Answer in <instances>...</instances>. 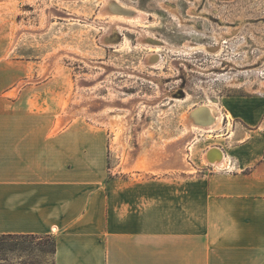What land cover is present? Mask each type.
Instances as JSON below:
<instances>
[{
  "label": "rangeland",
  "instance_id": "rangeland-1",
  "mask_svg": "<svg viewBox=\"0 0 264 264\" xmlns=\"http://www.w3.org/2000/svg\"><path fill=\"white\" fill-rule=\"evenodd\" d=\"M120 1L140 15H103L104 0H0V91L31 90L38 105L49 96L56 122L102 128L109 167L141 151L169 169L213 166L205 152L223 144L224 126L186 139L185 116L211 99L264 95V0ZM0 246V264H54L52 236Z\"/></svg>",
  "mask_w": 264,
  "mask_h": 264
},
{
  "label": "crops",
  "instance_id": "crops-1",
  "mask_svg": "<svg viewBox=\"0 0 264 264\" xmlns=\"http://www.w3.org/2000/svg\"><path fill=\"white\" fill-rule=\"evenodd\" d=\"M7 93L0 234L52 236L54 264H264V95L222 100L223 160L193 171L154 151L109 167L102 128Z\"/></svg>",
  "mask_w": 264,
  "mask_h": 264
},
{
  "label": "bare ground",
  "instance_id": "bare-ground-1",
  "mask_svg": "<svg viewBox=\"0 0 264 264\" xmlns=\"http://www.w3.org/2000/svg\"><path fill=\"white\" fill-rule=\"evenodd\" d=\"M125 10H133V13L124 12ZM140 10L136 9L135 7L131 8L130 6H128V4H125L120 0H104L101 6V13L103 15L105 14L109 17L118 20L119 19L134 20L140 15ZM142 12L141 14L143 15ZM198 106H202L200 110L201 112L198 113V115H195L194 110ZM225 116H228L229 119L228 122H230L231 115L224 114L222 110L221 102L217 101L216 99H211L210 102H204L197 106H194L192 109L188 111V113H186L185 116V128H186L185 138L186 139L191 138L189 136L191 133L194 134L195 130H200L204 132L206 131V133H209L208 136H212L211 133L215 132V130L222 128ZM222 157L223 154L221 153L220 148L216 146L210 147L205 152V160L208 163L212 162L214 164H219L222 162L221 161Z\"/></svg>",
  "mask_w": 264,
  "mask_h": 264
},
{
  "label": "trees",
  "instance_id": "trees-1",
  "mask_svg": "<svg viewBox=\"0 0 264 264\" xmlns=\"http://www.w3.org/2000/svg\"><path fill=\"white\" fill-rule=\"evenodd\" d=\"M24 236H27V235H24V234H0V243L6 239H9V238H20V237H24ZM2 250V246H0V251ZM54 251H55V248H54Z\"/></svg>",
  "mask_w": 264,
  "mask_h": 264
},
{
  "label": "water",
  "instance_id": "water-1",
  "mask_svg": "<svg viewBox=\"0 0 264 264\" xmlns=\"http://www.w3.org/2000/svg\"><path fill=\"white\" fill-rule=\"evenodd\" d=\"M124 12H128V13H133V10H125ZM201 108H202V106H198V107H196L195 108V115H198V113H200L201 111ZM195 115H193V116H195Z\"/></svg>",
  "mask_w": 264,
  "mask_h": 264
}]
</instances>
